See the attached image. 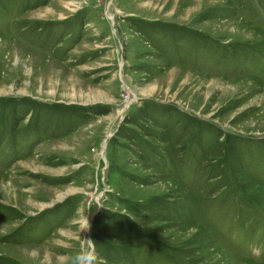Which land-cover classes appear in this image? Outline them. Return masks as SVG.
Wrapping results in <instances>:
<instances>
[{
	"label": "rangeland",
	"instance_id": "rangeland-1",
	"mask_svg": "<svg viewBox=\"0 0 264 264\" xmlns=\"http://www.w3.org/2000/svg\"><path fill=\"white\" fill-rule=\"evenodd\" d=\"M86 236L264 264V0H0V264Z\"/></svg>",
	"mask_w": 264,
	"mask_h": 264
},
{
	"label": "clouds",
	"instance_id": "clouds-1",
	"mask_svg": "<svg viewBox=\"0 0 264 264\" xmlns=\"http://www.w3.org/2000/svg\"><path fill=\"white\" fill-rule=\"evenodd\" d=\"M91 231V223L84 216L80 222L81 231ZM82 239V244L77 254L72 258V264H97L96 242L90 236Z\"/></svg>",
	"mask_w": 264,
	"mask_h": 264
}]
</instances>
